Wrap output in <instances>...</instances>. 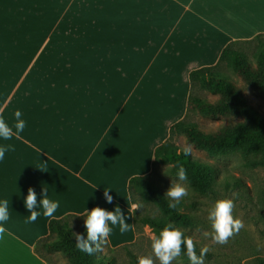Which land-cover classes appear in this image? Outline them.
Here are the masks:
<instances>
[{"label":"crops","instance_id":"1","mask_svg":"<svg viewBox=\"0 0 264 264\" xmlns=\"http://www.w3.org/2000/svg\"><path fill=\"white\" fill-rule=\"evenodd\" d=\"M8 1L0 0V117L12 126L13 136L10 140L0 139V146L12 145L15 150L7 151L4 159L0 160V201H9L10 215L3 225L7 231L0 239V259L3 264H47L36 254L35 243L48 235L50 219L70 213L84 214L95 207L93 201L82 202L75 198L83 196L84 190L98 194L104 200V191L107 190L113 197L110 204L119 206L129 216L132 237L113 241L109 235L110 246L117 248L124 243L134 242L137 234L134 227L135 209L129 194L130 178L152 171L155 149L168 139L171 126L185 117L190 94V72L215 65L222 50L231 41L252 39L264 33V0H220L216 1V5L212 0H113L125 2L126 5L112 9L107 21L94 26V43L90 37H84L79 47L78 72L66 68V73H55L58 83L53 91L55 94L52 92L51 95L54 99L65 100L63 111L68 107L72 109L75 97L64 92L72 88L70 83L73 78L78 76L86 82L92 81L96 76L94 67L98 59L107 56L113 48L109 44L119 39H127L130 50L117 67L131 64L130 69L122 75L116 74L115 70L106 75H97L95 81L98 84L93 95L82 103L85 110L72 111L64 127L63 131L72 133L73 138L68 134H59L49 142L39 138L41 136H38L35 123L24 120L32 119L33 113L32 107L22 105V97L33 94L32 84L37 83L38 79L31 72L52 43L54 33L76 0H63L61 9L44 29L28 30L25 40L14 45L19 49L17 59L7 58L5 32H20L14 23L6 24L5 3ZM211 1L214 5H209ZM204 3L210 7L204 6ZM205 8L211 9L207 11ZM234 14L237 17L234 18ZM239 20L245 25L242 29ZM149 37L151 40L148 43ZM133 46L137 49L134 50ZM134 51L140 55L136 67L135 63H129ZM65 63L66 66L68 57ZM167 65L178 69L175 78L180 80L174 87L164 86L169 93L158 97L150 93L152 86L145 84L153 81L151 76L154 70L163 73L161 68ZM175 78L167 75L165 80ZM113 87H118L120 93L109 90ZM161 87L159 79L154 92ZM104 89H108L109 105L103 109L98 105L100 109L95 112L94 118L82 124L83 118H87L86 112L97 105ZM142 98V104L149 102L157 112L132 134L133 128H129V125L140 119H136L134 113L135 102H141ZM17 110L21 112V119L26 125L20 133L14 127ZM172 113H176L174 118H171ZM51 129L58 131L55 123ZM109 158L110 162L104 165ZM29 188L36 192L38 203L44 191L46 198L59 203L53 217H44L38 205L36 210L41 215L33 223L26 222L30 216V211L25 207Z\"/></svg>","mask_w":264,"mask_h":264},{"label":"trees","instance_id":"2","mask_svg":"<svg viewBox=\"0 0 264 264\" xmlns=\"http://www.w3.org/2000/svg\"><path fill=\"white\" fill-rule=\"evenodd\" d=\"M253 43L257 49L254 59L245 50L246 46ZM228 69L235 72L247 87L264 97V33L257 34L252 39L231 41L224 47L215 65L190 72V94L185 117L171 126L168 139L155 149L152 171L147 175L133 176L129 180L131 202L143 205V202L149 201L159 210L158 215L150 216L141 215L143 206L135 209L134 227L137 237L139 225L149 226L158 237L168 224L179 229L195 224L193 216L184 211L180 204L175 210L168 207L169 199L164 197L165 193L152 178L160 166L165 165L168 172L177 177L176 164L177 161L181 162L187 170L185 182L202 195L212 192L219 182L220 171L216 165L201 161L192 154L185 155L181 146L182 139L208 155L227 156L239 153L245 167L264 168V115L248 101L243 86L234 80ZM206 91L214 95L215 99L207 98ZM196 114L210 119L224 118L227 122L215 130H207L193 120ZM86 214L70 213L61 218L50 219L48 235L35 243L36 254L47 264L53 262L52 254L55 252L66 256L69 264H112L110 257L102 251L88 255L76 248L73 233L77 232L73 220L84 221ZM184 234L188 236L185 232ZM82 235L87 238L84 223ZM135 244L136 241L119 247L129 248ZM196 247L199 254L201 247L197 242ZM110 248L113 249L111 246ZM129 255L132 263L138 264L137 255L132 251H129ZM209 256L210 253L204 259ZM181 257L189 262L184 251ZM256 264H264V257L257 258Z\"/></svg>","mask_w":264,"mask_h":264},{"label":"bare ground","instance_id":"3","mask_svg":"<svg viewBox=\"0 0 264 264\" xmlns=\"http://www.w3.org/2000/svg\"><path fill=\"white\" fill-rule=\"evenodd\" d=\"M205 1L208 2L209 0H205ZM212 1L216 5L220 0H212ZM212 1L210 2L211 4L209 5L213 4ZM62 5H63V0H10L7 3H5L6 24L12 22L16 25L17 29L20 30L19 33H9V31L5 32V38L8 46L7 58L17 59L19 57V49L15 48L14 45L17 43H22L25 40V36L28 30H42L47 25H49L53 20L54 16L56 15V13L61 9ZM125 5H126L125 2L118 3L113 0H76V2L72 6L71 11L66 16L64 15L65 18L62 20V22L60 23L59 27L57 28L56 32L53 35L52 43L41 55L37 64L34 66L31 72V74L34 75V77H37L38 79L37 83L32 84L34 90L33 94L32 95L25 94L22 97V105L32 107V113H33L32 119L24 118V120L29 121L27 123L32 122L36 124L38 129L37 130L38 136L39 135L41 136L39 137L41 140L49 142L50 140L57 138L59 134H68V136L73 138V136H71L72 133H65L63 131L65 129L64 127L68 123L70 113L72 111H80L79 109L82 108V103L84 104L86 99L90 98L93 95L92 92L96 87V84H98L95 81L97 75L99 74L106 75L108 73L113 72L114 70L116 74L122 75L123 73H125L127 69L129 71L131 64L129 65L125 64L117 67V65L123 61V58H125L126 54L130 50L128 46L129 45L128 40L119 39L118 41H115L113 44L111 43L109 44V46L110 47L113 46V48H111L110 53L107 56H103L98 59L97 65L94 67V73L96 74V76L92 81L86 82L83 80V78L78 76L77 77L75 76L73 78L72 82L70 83L71 85H73L72 88L64 92L65 95L67 94L69 96L72 95L73 97H75L74 98L75 103H73L72 109L68 107L66 108V110L63 111L64 107L66 106L65 100H63L62 98H60L59 100L58 98L54 99V97L51 95V93L55 89V86L58 83L57 80L55 79V73H58L60 75L66 73L65 71L66 68L68 71L78 72L79 69L78 60L80 57L79 47H80V43L84 40V37L85 36L90 37L91 42L94 43L95 42V34L93 29L94 26L96 24L101 25L102 22H104L105 20L107 21V18L110 17L112 9H116L119 6H125ZM204 6H208V4H205ZM205 9H207V11H210L211 8H205ZM14 10L16 12H14ZM19 11L21 13H19ZM211 11H213V9ZM121 15L123 16V13ZM235 17L237 16L234 14V18ZM242 19L246 21L245 18ZM242 19L240 20L244 22ZM133 20L137 21L135 19ZM241 21H240V25L239 24L237 25L241 26L242 29L245 25H242ZM50 33L52 32L50 31ZM150 40L151 39L149 37L148 43ZM85 42L86 41H84V43ZM135 49L137 48H134V50ZM67 57H68V63L65 66ZM131 57L132 59L131 61H129V63L131 62L135 63L136 64L135 67H136L140 62V55L138 52L134 51ZM168 69L169 72H166V70ZM161 71L163 73H160L158 70H154L151 76L153 81L146 82L145 84L147 87L151 85L152 90L150 91V93H154L158 97L166 96L169 93V91L165 90L164 86L174 87L175 84L180 80L179 78H175V73L178 72V69L176 67L169 65L163 66L161 68ZM167 75L172 76L175 79L165 80V77ZM159 79L162 87L159 91L154 92L155 91L154 88L157 85ZM109 90H113V92L117 94L120 93L118 87H113ZM107 91L108 89H104L101 93L100 98L97 100L98 101L96 103L97 105L96 106L93 105L91 109L86 112L87 118L86 117L83 118L82 124H85L89 120L94 118L95 112L98 109H100L98 105L101 107V109L106 108L109 105L110 98L109 96H107ZM54 94L55 93L53 92V95ZM142 101L143 98L141 99V102L137 100L136 102L138 103L135 102L136 105H135L134 113H136V119L139 118L140 119L135 121L133 125H129V128H133L132 134H135L140 128V125L143 126L144 123H146L149 119L154 117L157 112V109L154 106H151L149 102L142 104ZM82 110H85L84 105ZM174 116H176V113H172L171 118H174ZM53 123H55V125L57 126L58 131L56 130L53 131L51 129ZM118 147L120 149V144H118ZM109 162H110V158L108 160H105L103 164L107 165ZM75 198L79 199L82 202L83 201L85 202L87 200L93 201L94 203L93 206L100 207L107 211H115L116 207H119L107 203L104 199H102L100 195L92 194L90 193L89 190H84L83 196H75ZM122 212L124 214L126 222L130 224V219L128 214L123 210ZM109 227L112 229L109 235L111 236V239L113 241H118L121 239L132 237V229H130L126 233L121 234L118 225L112 226L111 223L109 222Z\"/></svg>","mask_w":264,"mask_h":264},{"label":"rangeland","instance_id":"4","mask_svg":"<svg viewBox=\"0 0 264 264\" xmlns=\"http://www.w3.org/2000/svg\"><path fill=\"white\" fill-rule=\"evenodd\" d=\"M248 56L254 59L257 52L255 44L245 47ZM228 71L244 88V93L248 101L254 105L264 115V97L258 95L252 88L247 87L243 81L233 72ZM206 97L214 100L215 96L205 92ZM138 103V102H136ZM193 120L202 128L215 130L220 125L227 122L224 118L210 119L199 114ZM184 139L181 146H189ZM191 146V154L204 162L216 165L219 169V182L215 189L209 194L202 195L194 191L185 181H178L172 176L165 165L159 167L152 176L165 193L172 183L179 182L188 189V195L180 201L181 208L190 213L194 218V226L181 228L188 236H191L200 247L209 246L210 256L204 259V264H256L259 257H264V168H247L239 153L227 156H211L202 150ZM232 199L235 204L233 215L243 220L244 227L239 234L229 239L225 245H219L211 239V222L208 219L209 211L214 207L215 202L220 199ZM141 215L156 216L159 214L158 208L152 202H143ZM82 219L73 220V225L77 233L82 234ZM209 233L205 236L204 233ZM156 236L149 226L139 225V234L136 244L129 248H113L109 244L103 246V254L110 257L112 264H133L129 251L137 257L152 256L155 264H160L152 252V237ZM125 244V243H124ZM51 264H69V260L60 252L52 254ZM0 264H3L0 259ZM173 264H190L185 262L181 255Z\"/></svg>","mask_w":264,"mask_h":264},{"label":"clouds","instance_id":"5","mask_svg":"<svg viewBox=\"0 0 264 264\" xmlns=\"http://www.w3.org/2000/svg\"><path fill=\"white\" fill-rule=\"evenodd\" d=\"M21 112H15L16 123L14 127L17 133H20L25 128V121L21 119ZM13 136V128L0 117V139L10 140ZM14 151V146L4 145L0 146V160H3L7 151ZM191 146L183 148L185 155L191 154ZM177 178L178 181L187 180V170L183 164L177 161ZM188 195V189L179 182L172 183L169 189L165 192L164 197L169 199L168 207L170 209H177L180 201ZM47 197L44 191L43 198L37 201V194L32 189H28V194L25 200V207L30 211L27 223L35 222L41 215L37 211L38 205L42 208L44 217L51 218L54 216L59 208L57 201L51 200ZM104 198L108 203L113 202V197L109 195L107 190L104 191ZM142 204H134V209H139ZM235 208L232 199H220L215 202L214 207L209 211L208 219L211 222V239L214 243L225 245L229 239L239 234L240 230L244 227L243 220L236 218L233 215ZM10 218L9 215V201L7 199L0 201V239L4 238L7 229L3 226ZM109 222L112 226H119L121 234L128 232L131 229V224L126 222L124 214L119 207L115 211H107L100 207H94L90 212H87L84 225L86 228L87 238L80 233H73L76 240V248L88 255H93L96 252L102 251L103 246L107 242L112 229L109 227ZM208 236L209 233H204ZM152 252L156 260L160 264H173V261L180 257L182 251L186 254L190 264H204V257L211 251L210 247L205 245L200 248L197 254L196 241L191 236H186L184 231L175 228L172 224H168L160 232L159 236L152 237ZM138 264H155L152 256L138 257Z\"/></svg>","mask_w":264,"mask_h":264}]
</instances>
